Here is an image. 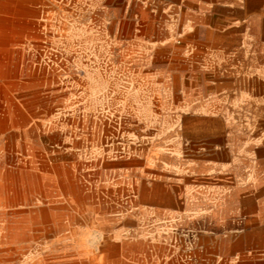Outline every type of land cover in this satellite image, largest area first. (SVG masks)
I'll list each match as a JSON object with an SVG mask.
<instances>
[{"label":"crops","instance_id":"1","mask_svg":"<svg viewBox=\"0 0 264 264\" xmlns=\"http://www.w3.org/2000/svg\"><path fill=\"white\" fill-rule=\"evenodd\" d=\"M32 3L42 17L67 14L87 43L95 34L102 49L135 50L126 56L151 76H135L131 90L180 100L175 122L153 127L134 119L146 132L168 133H146L129 153L98 159L80 196L95 237L159 238L160 228L174 225L242 226L207 237L226 238L225 264H264V0ZM37 48L50 59L48 43ZM19 49L28 62V48ZM97 57L105 63L104 52ZM157 64L177 68L154 75Z\"/></svg>","mask_w":264,"mask_h":264},{"label":"rangeland","instance_id":"2","mask_svg":"<svg viewBox=\"0 0 264 264\" xmlns=\"http://www.w3.org/2000/svg\"><path fill=\"white\" fill-rule=\"evenodd\" d=\"M70 27L67 14L42 17L32 0L0 1V264H225L226 238L207 236L242 226L174 225L160 228L159 238L95 237L80 196L98 159L129 153L146 133H168L146 132L134 119L153 127L175 122L180 100L131 90L135 76H151L126 56L135 50L112 53L95 34L87 43ZM45 43L50 59L37 48ZM103 52L104 64L97 57ZM153 68L155 75L177 67Z\"/></svg>","mask_w":264,"mask_h":264}]
</instances>
